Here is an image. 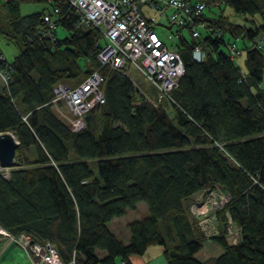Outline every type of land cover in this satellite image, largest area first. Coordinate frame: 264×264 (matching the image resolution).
I'll return each instance as SVG.
<instances>
[{
    "label": "trees",
    "instance_id": "obj_1",
    "mask_svg": "<svg viewBox=\"0 0 264 264\" xmlns=\"http://www.w3.org/2000/svg\"><path fill=\"white\" fill-rule=\"evenodd\" d=\"M35 1H0L24 42L7 88L0 79V133L19 141L9 177L0 170V230L50 242L64 264H131L156 245L168 264H264V48H256L264 0H191L217 4V16L201 15L196 38L169 27L185 65L168 98L173 116L164 99L155 106L131 78L100 68L99 32L78 24L68 0L59 4L57 24L67 35L58 37L57 28L35 35L52 11L48 5L23 17L21 4ZM256 15L260 25L250 20ZM231 44L246 54V72L229 53ZM197 45L203 61L191 54ZM97 70L105 103L86 115L83 130L72 131L52 103L53 89L60 82L77 86ZM214 185L230 195L217 212L220 235L210 239L223 253L202 262L196 254L208 239L189 207ZM140 203L148 216L127 225L131 240L124 244L108 224ZM226 211L241 228L236 245L226 238Z\"/></svg>",
    "mask_w": 264,
    "mask_h": 264
},
{
    "label": "built area",
    "instance_id": "obj_2",
    "mask_svg": "<svg viewBox=\"0 0 264 264\" xmlns=\"http://www.w3.org/2000/svg\"><path fill=\"white\" fill-rule=\"evenodd\" d=\"M0 1L13 2V0ZM39 1L51 5L52 11L43 14V26L36 29L35 35L51 36L56 31L59 22L58 15L61 12L59 4L62 0ZM68 1L73 13L80 18L78 24L84 27H93L99 32L102 41L101 49L97 55L100 68L107 66L128 77L130 67L136 68L151 88L157 92L158 102L167 98L172 100L171 93L177 89L180 79L184 77L185 65H183L179 52L168 45L166 40L147 23L141 7L148 5L151 10L156 9L160 13L169 10L170 14L167 17L170 25L187 29L196 38L200 37L199 31L203 28L198 20L205 12V3L195 2L194 4L191 0ZM179 37L178 32L175 38ZM257 41L256 48L259 50L264 48V34ZM229 53L234 59H238L243 52L235 44H231ZM191 54L196 62L206 58V54L200 45H197ZM11 69L12 63L7 61L0 50V79L6 88L11 80ZM102 82L99 70H97L77 86L70 87L60 82L53 89L55 97L52 103L55 104L57 113L69 124L72 131L83 130L86 124V115L94 107L105 103L104 92L100 89ZM133 83L141 91L138 85ZM143 94L145 99L157 106V103L147 93ZM61 102L67 104L71 115L61 110ZM10 133L15 137L12 132ZM15 138L17 139V137ZM16 163L17 160L15 159L14 165ZM0 169L6 170L4 177L8 178L10 168H3L0 163ZM229 201V193L214 185V187L203 190V193L190 203L189 213L207 239L220 235L221 224L217 212L224 210ZM225 214L226 238L231 244L236 245L242 238L241 228L234 223L229 212L226 211ZM3 233V235L0 234V242L18 244L29 255L32 264H64L59 253L56 252L50 242L34 243L27 233L17 236H12L7 231ZM126 263V261L121 262V264Z\"/></svg>",
    "mask_w": 264,
    "mask_h": 264
},
{
    "label": "rangeland",
    "instance_id": "obj_3",
    "mask_svg": "<svg viewBox=\"0 0 264 264\" xmlns=\"http://www.w3.org/2000/svg\"><path fill=\"white\" fill-rule=\"evenodd\" d=\"M47 7H48V4L46 2L45 3L39 2V1L24 2L20 6L21 15L25 17L27 15L39 13L45 10ZM223 9L225 10V13L232 14V10L230 8L223 7ZM205 10H206V15L208 17H211L213 12L216 14V16L218 14L216 12L218 11V9L217 8L214 9V7L210 5L209 7H206ZM141 11L145 15L146 19L150 20L152 24H154L157 33L163 39L166 40V43L170 45L171 47H175V45H173L174 39L170 37L172 36V33L169 30V27L171 25L168 22V17H167L170 14L169 10L166 12L160 13L156 9L151 10V8L148 5H142ZM0 17L2 18L1 19L2 21H0V50L1 52H3V55L4 57H6L7 61L12 62L14 58H16V56L21 53L24 42L22 41L21 34L16 32V30L15 31L13 30V24H11V21L7 20L6 15H5V10H2L1 7H0ZM230 17L232 19H235L234 14ZM173 31L175 30L173 29ZM66 35H67L66 29L63 28L62 26H58L57 36L60 38H63ZM128 74H129V78H131L133 82H135L138 85V87L141 89V92L145 94L147 93V95L151 99H153L155 102L159 100L157 92L153 88H151L150 84L142 77V75L139 73V71L136 68L130 67V69L128 70ZM1 85L2 84L0 82V86ZM262 86L264 87V79L262 81ZM60 106L63 112L71 115V113H69L68 106L66 103L61 102ZM162 106L169 112L171 116L174 115V109H172L170 100L168 98L163 101ZM92 167H93V171L96 174L97 167L94 164H92ZM0 170H2L3 172L6 171L5 169H0ZM140 205L147 207L144 203H141ZM147 216H148V209L144 211V208L140 207L139 211L131 213L130 216L124 219L129 220V221L130 220L139 221L142 218H145ZM2 242L3 241L0 242L2 244L0 246V264H32L30 261L31 259L29 255L26 254V252H24L18 244H11V243L7 244L6 242H3V243ZM10 245H13V246L7 248L6 249L7 251L4 254H1L3 247L5 249L6 246H10ZM218 246L221 247V245H218ZM207 249L208 247L206 248V251ZM101 253H104V252H101ZM219 253L220 252H218L217 255ZM204 254L206 253H202L201 255H198V256L202 258ZM215 255L216 253L214 252L212 253L211 256H215ZM205 258H206V255L203 256L202 259H205Z\"/></svg>",
    "mask_w": 264,
    "mask_h": 264
},
{
    "label": "crops",
    "instance_id": "obj_4",
    "mask_svg": "<svg viewBox=\"0 0 264 264\" xmlns=\"http://www.w3.org/2000/svg\"><path fill=\"white\" fill-rule=\"evenodd\" d=\"M195 1V0H194ZM214 7V9H216L218 7V5H214L212 6ZM206 13V11H205ZM231 14V13H229ZM232 14H233V10H232ZM238 19V18H235ZM250 20L254 21L255 24L260 25L263 22V19H261L260 15H256L254 17H250ZM245 59H246V54L242 53L240 55V57L238 58V60L235 62L237 63L238 67H241V69L246 72L247 68H246V63H245ZM141 204V203H140ZM138 204V208L136 210H130V212H128L125 216L119 217L118 219H115L111 222H109L108 224V229H110L113 234L120 240L123 241L124 244H128L131 240L130 238V232L129 229L127 228V225L130 224V222H132L131 220H125L124 218H127L128 216H130L131 213L133 212H137L140 210L141 208H144V211L146 209H148V207H145L143 205ZM3 230V229H2ZM8 244V243H7ZM2 244H0L1 246ZM13 245L10 246H6V248L2 249L1 254H4L7 250V248L11 247ZM203 249L196 254V257L202 261L205 262L206 260L210 259V258H217V256L221 255L223 253V249L221 247H219L218 245H216L214 242H212L211 240L206 241V243H204L203 245ZM208 247L207 251L206 248ZM216 253L215 256H211L212 253ZM220 252L218 255L217 253ZM202 253H206L203 256L206 255L205 259L200 258V256ZM102 255H104L105 253H101ZM130 263L131 264H168L165 256H164V247H160V246H153L150 247L144 254H142V256H132L130 259Z\"/></svg>",
    "mask_w": 264,
    "mask_h": 264
},
{
    "label": "water",
    "instance_id": "obj_5",
    "mask_svg": "<svg viewBox=\"0 0 264 264\" xmlns=\"http://www.w3.org/2000/svg\"><path fill=\"white\" fill-rule=\"evenodd\" d=\"M18 146L17 139L10 132L0 133V163L3 168L14 165Z\"/></svg>",
    "mask_w": 264,
    "mask_h": 264
},
{
    "label": "bare ground",
    "instance_id": "obj_6",
    "mask_svg": "<svg viewBox=\"0 0 264 264\" xmlns=\"http://www.w3.org/2000/svg\"><path fill=\"white\" fill-rule=\"evenodd\" d=\"M87 28H89V27H87ZM91 28V27H90ZM126 77V76H125ZM103 79V78H102ZM101 87V86H100ZM101 89V88H100ZM102 90V89H101ZM3 232H5L4 230H0V234H4Z\"/></svg>",
    "mask_w": 264,
    "mask_h": 264
}]
</instances>
